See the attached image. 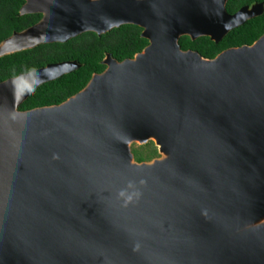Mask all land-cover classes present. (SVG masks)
I'll use <instances>...</instances> for the list:
<instances>
[{"label": "water", "instance_id": "95a60500", "mask_svg": "<svg viewBox=\"0 0 264 264\" xmlns=\"http://www.w3.org/2000/svg\"><path fill=\"white\" fill-rule=\"evenodd\" d=\"M24 1L42 18L0 58L127 24L149 44L58 105L19 110L76 61L0 82V264H264V34L213 59L178 43H218L264 2ZM149 141L164 157L136 162Z\"/></svg>", "mask_w": 264, "mask_h": 264}, {"label": "trees", "instance_id": "16d2710c", "mask_svg": "<svg viewBox=\"0 0 264 264\" xmlns=\"http://www.w3.org/2000/svg\"><path fill=\"white\" fill-rule=\"evenodd\" d=\"M264 0H227L226 11L234 14L240 8ZM24 0H0V43L12 36L35 25L42 18L41 14L20 15V8ZM264 19V11L260 18L249 23ZM242 28V27H241ZM238 29L230 31L220 42L214 43L208 37L191 40L188 36L180 37L178 43L183 51L198 52L207 59L215 58ZM142 28L136 25H122L98 36L93 32H85L65 43L42 44L33 49L14 53L0 58V82L14 78L20 74L43 68L48 64L76 61L78 69L63 75L53 81L39 86L19 107L20 111H27L40 107L58 105L81 91L92 78L106 68L102 64L105 56L110 54L118 62L131 59L140 53L149 41L141 36ZM264 34L262 26L255 40L244 44L251 45ZM151 145L152 143H148ZM136 162H146L159 156L158 150L153 148L149 155L133 153Z\"/></svg>", "mask_w": 264, "mask_h": 264}, {"label": "rangeland", "instance_id": "374dc122", "mask_svg": "<svg viewBox=\"0 0 264 264\" xmlns=\"http://www.w3.org/2000/svg\"><path fill=\"white\" fill-rule=\"evenodd\" d=\"M262 12L260 11V13L258 15L247 19L242 25L238 26L237 28H240V29H238V31L235 34H233V36L231 37V39L229 40V42L227 44V48H225L224 50L241 47V46L247 45V44H244L245 42L250 41V40H255L254 37L258 33L259 29L262 26H264V19L259 20L257 22H253L252 24L251 23L247 24V23L251 22L254 19L260 18L262 15ZM237 28H235V29H237ZM224 50H222L221 52H223ZM148 143H152V144L149 145ZM148 143H146L144 145H141L137 142L131 143L130 144V150H131L132 154L135 152V153H139L142 155H149L153 151V148H156L158 150L157 146L155 145V143L153 141H149ZM163 157H164V155L160 154L159 156L152 158L149 161H146V163L152 162L153 160H156V159H162Z\"/></svg>", "mask_w": 264, "mask_h": 264}, {"label": "bare ground", "instance_id": "6f19581e", "mask_svg": "<svg viewBox=\"0 0 264 264\" xmlns=\"http://www.w3.org/2000/svg\"><path fill=\"white\" fill-rule=\"evenodd\" d=\"M10 44L11 43H8V44H6V46H8ZM108 63H109V65H112L113 64L111 61H109ZM33 78H34V76L29 77V78H25V79L21 80L20 83H19L20 85H22V89L21 90L27 88V86H29V84H31Z\"/></svg>", "mask_w": 264, "mask_h": 264}]
</instances>
